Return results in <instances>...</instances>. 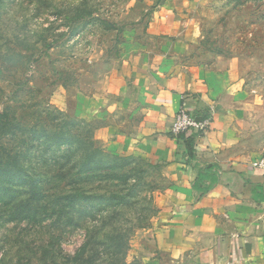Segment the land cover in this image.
I'll return each mask as SVG.
<instances>
[{"label":"rangeland","instance_id":"rangeland-1","mask_svg":"<svg viewBox=\"0 0 264 264\" xmlns=\"http://www.w3.org/2000/svg\"><path fill=\"white\" fill-rule=\"evenodd\" d=\"M155 2L0 0V123L7 109L17 124L0 142L8 150L2 155L28 148L23 177L44 172L47 158L58 153L56 141L46 140L47 150L40 145V128L73 135L93 130L94 135L99 122L89 123L83 109L101 103L99 86L108 68L136 50L149 56L168 49L175 53L172 62L224 71L238 138L234 152L250 163L264 158V0H184L180 17L190 19L198 33L195 43L186 44L148 30ZM94 139L89 149L105 151ZM130 161L128 177L110 175L86 187L104 193L106 200L72 215L76 223L1 216L0 264H165L150 229L158 215L157 197L169 182L159 164Z\"/></svg>","mask_w":264,"mask_h":264},{"label":"crops","instance_id":"crops-1","mask_svg":"<svg viewBox=\"0 0 264 264\" xmlns=\"http://www.w3.org/2000/svg\"><path fill=\"white\" fill-rule=\"evenodd\" d=\"M183 3L156 0L148 30L195 43L196 27L180 17ZM174 54H123L100 82L101 103L84 107L82 117L99 122L94 138L108 153L161 166L169 186L150 231L165 264H264V172L234 152L229 79L214 67L172 62ZM184 98L197 117L210 112L194 141L193 130L169 131Z\"/></svg>","mask_w":264,"mask_h":264},{"label":"trees","instance_id":"trees-1","mask_svg":"<svg viewBox=\"0 0 264 264\" xmlns=\"http://www.w3.org/2000/svg\"><path fill=\"white\" fill-rule=\"evenodd\" d=\"M2 115L6 121L0 123V138L3 134L12 136L17 124L7 109ZM78 122L84 129L87 127L83 121ZM90 131L81 130L73 135L69 130L49 133L40 128L37 133L40 145H46L44 149L47 150L46 140L56 141L54 150L58 153L47 158L44 172L33 170L26 177H23L26 166L22 157H27L28 148L25 152L2 155L3 150L7 149L0 142V217L6 215L7 221L25 220L36 223L51 218L54 222H60L66 218V223L73 224L76 220L72 215L84 213L89 206L105 201L102 198L104 193L87 190L86 187L95 180L107 179L110 175L113 180L121 176L128 177L131 172L130 160L135 157L116 156L98 148L89 149L95 140L93 130L92 133ZM198 135V131L193 130L190 141ZM191 144L193 145L192 142ZM61 146L65 148L61 149ZM10 183H17V188L9 187ZM209 188L210 186L203 191Z\"/></svg>","mask_w":264,"mask_h":264},{"label":"built area","instance_id":"built-area-1","mask_svg":"<svg viewBox=\"0 0 264 264\" xmlns=\"http://www.w3.org/2000/svg\"><path fill=\"white\" fill-rule=\"evenodd\" d=\"M211 112L213 108H210ZM210 114V112H209ZM204 115L203 117H197L187 106L186 99L184 98L179 109L175 113L173 122L170 126V133L179 135L181 133L189 132L190 130H196L199 134L206 131L210 122V115ZM254 166H258L264 172V158L257 162L252 163Z\"/></svg>","mask_w":264,"mask_h":264}]
</instances>
